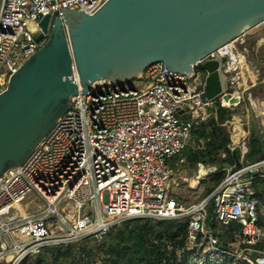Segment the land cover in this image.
<instances>
[{"label": "built area", "instance_id": "1", "mask_svg": "<svg viewBox=\"0 0 264 264\" xmlns=\"http://www.w3.org/2000/svg\"><path fill=\"white\" fill-rule=\"evenodd\" d=\"M106 1L0 0V95L47 41L38 16L57 12L64 20L63 8L93 14ZM224 48L198 61L190 76L156 62L138 78L144 80L141 84L96 81L82 94L76 75L78 94L68 110L23 163L0 177V264H20L47 246L79 244L87 237L100 241L111 228L134 218L186 223L185 248L177 254L180 258L188 251L190 257L181 264H253L252 250L261 254L257 264H264V215L253 187L264 176V160L245 163L250 141L244 147L228 144L232 157L240 150L239 158L223 165L225 177L201 201L187 204L171 187L177 161L185 158L177 157L193 146L194 127L212 114L218 118V106L209 111L213 102L206 97L203 63L221 58L230 95L240 96L239 82L230 76L235 67L229 59L234 60ZM244 133L251 138L249 129ZM202 165L198 163L199 170ZM212 167L214 173L219 169ZM229 231L232 236L225 238ZM9 252H16L10 260Z\"/></svg>", "mask_w": 264, "mask_h": 264}, {"label": "water", "instance_id": "2", "mask_svg": "<svg viewBox=\"0 0 264 264\" xmlns=\"http://www.w3.org/2000/svg\"><path fill=\"white\" fill-rule=\"evenodd\" d=\"M63 10L64 20L57 12L38 16L47 41L0 95V177L23 163L68 110L78 94L76 75L82 94L98 80L139 78L156 62L190 76L198 61L264 22V0H107L93 14ZM202 68L214 102L227 91L221 58ZM233 163L227 153L223 165Z\"/></svg>", "mask_w": 264, "mask_h": 264}, {"label": "trees", "instance_id": "3", "mask_svg": "<svg viewBox=\"0 0 264 264\" xmlns=\"http://www.w3.org/2000/svg\"><path fill=\"white\" fill-rule=\"evenodd\" d=\"M221 102V97L213 102L218 106L217 119L213 116L194 127L196 148L188 146L177 157H185L194 168H197L199 162L219 163L218 171L213 174L214 184L208 189L207 195L225 177L226 171L223 170L225 158L222 157V153H230L228 144L231 140L221 123L231 118L233 112ZM203 140L205 143L202 147ZM262 148L264 151L263 138L253 131L247 157L259 160L258 155ZM239 155L240 150L237 149L233 158L238 159ZM253 187L260 204L264 206V176L259 175L254 180ZM121 226L119 230L117 226L111 228L96 251L80 247V244L62 245L59 249L56 246H47L44 250L52 255L55 264H181L180 262L190 257L188 251H184L180 258L177 254L179 249L185 248L187 224L184 222L172 219L134 218L123 222ZM235 227L241 226L235 224ZM231 234L229 231L225 236H232ZM88 239L89 237L85 238L83 242ZM97 251L103 254L100 260H94ZM46 261L47 257L40 253L32 264H43Z\"/></svg>", "mask_w": 264, "mask_h": 264}, {"label": "rangeland", "instance_id": "4", "mask_svg": "<svg viewBox=\"0 0 264 264\" xmlns=\"http://www.w3.org/2000/svg\"><path fill=\"white\" fill-rule=\"evenodd\" d=\"M261 32V33H259ZM260 34V35H259ZM263 42V43H262ZM234 44V53L239 55L242 54L245 56V62L249 64L251 70L256 74V81H253L250 77V73L248 71L245 73V77L248 79L247 87L244 82V75L242 73V66L236 61L232 62L231 59H229V63L234 65L236 69H234L230 76H234L236 80L239 82L237 86H240V89L238 90L239 95L234 94L233 96L230 95L233 91L232 88H230L229 85H231L227 80V91L224 96L221 97L222 99V105H225V107L229 108L233 112V117H235V123H231L234 121V118H229L221 125L224 128L225 133H227L230 137V140L235 143L239 144L241 147H244V143H248L251 141V138L245 139V133L248 131V129L253 133L255 131V134L263 138L264 140V22L257 27L252 28L248 32H246L243 36L239 38V40H235L232 42ZM260 45V46H259ZM254 46V47H253ZM244 49V50H243ZM248 66V65H247ZM238 67V68H237ZM258 70V71H257ZM241 73V74H240ZM203 75L205 76V72L203 71ZM243 77V78H240ZM228 78V77H227ZM135 82L141 84L144 82V80H140L138 78L134 79ZM245 85V86H243ZM250 86V87H249ZM244 87L248 88L247 91L244 92ZM241 94H243L241 96ZM239 97V99H238ZM213 107V108H212ZM214 107H216L215 104L209 108L210 113L214 112ZM213 115V114H212ZM208 117V120L211 119L213 116ZM243 124L244 126H241L242 129L238 130L236 127L238 124ZM245 127L246 130L243 129ZM231 136H233L234 140L231 139ZM205 141H201L202 147L204 146ZM193 146L196 148V141L194 139ZM250 149V144H249ZM249 152V151H248ZM261 153L258 155V157H261L264 153L263 148L260 151ZM255 161V159L248 158L246 156L245 163H250ZM178 164L176 165V175L172 181V189L174 192V195L181 201L187 203V204H193L196 202L201 201L205 197H207V191L208 189L213 186L214 180H213V173H209L207 175H204L203 178L199 180V186L198 188H193L190 186L191 179L197 177L199 167L194 168L189 165L188 160L184 158V162H181L180 160L177 161ZM205 165H208L210 168L212 166H216V168H219V163H208L204 162ZM212 170V169H211ZM260 212L262 215H264V206L260 207ZM262 222L260 223V227L263 232L264 237V216L262 217ZM122 223L117 225V229L122 228ZM226 238L227 236L224 235ZM104 239V237H103ZM103 239L100 241H97L96 238H89L86 241L79 242L80 247H85L88 249H94L95 251L99 247L98 245L103 242ZM264 239V238H263ZM264 243V242H263ZM77 246L76 244H72ZM58 249L60 246H57ZM237 254L242 253V248H237ZM17 252V251H16ZM16 252H9L7 256L9 259L14 257ZM251 253V260L253 261V264L258 263V259H260L261 254L257 253V251L252 250L249 251ZM44 254V256L47 257V261L43 264H55L52 260V255L48 252H41ZM97 255L94 257V260H100L103 257V254L100 251L95 252ZM40 254V253H39ZM38 254H31L27 257H25L20 264L26 263V264H32L37 257ZM261 260V259H260ZM262 263V261H260ZM249 264V263H248ZM251 264V263H250Z\"/></svg>", "mask_w": 264, "mask_h": 264}, {"label": "bare ground", "instance_id": "5", "mask_svg": "<svg viewBox=\"0 0 264 264\" xmlns=\"http://www.w3.org/2000/svg\"><path fill=\"white\" fill-rule=\"evenodd\" d=\"M261 24H262V23H261ZM259 25H260V24H259ZM257 26H258V25H257ZM257 26H256V27H257ZM259 33H261V32H259ZM259 35H260V34H259ZM238 40H239V39H238ZM262 43H263V42H262ZM259 46H260V45H259ZM253 47H254V46H253ZM233 48H234V44L231 42V43L225 45V48H224L223 51H225V50L230 51V54H231V56H232L234 62L237 61V62L242 66V73H243L244 77L246 76L245 73L248 71V73H250V77H251V78H249V79H252L253 81H256V79H258V78L256 77V74L251 70L249 64H247V62H245V56L242 55V54H240V53H239V55L235 54ZM243 50H244V49H243ZM247 65H248V66H247ZM237 68H238V67H237ZM235 69H236V67H235ZM98 81H103V80H98ZM244 82H246V77L244 78ZM236 128H237L238 130H241V129H242L241 124L239 123V124L237 125ZM202 167H203V168H202ZM201 168H202V169H201ZM211 169H212V170H211ZM213 171H214V168H213V167L210 168V167H207V166H205V165L200 166V170H198V175H197V177L192 178V179L190 180V181H191L190 186L193 187V188H198V186H199V180H200L201 178H203V176L206 175L208 172H213ZM15 206L18 207V208L21 210V212L25 214V209H24V207H23L22 204H20V203H16ZM7 256H10V255L7 254ZM7 259H9V258L7 257ZM10 259H12V256H11ZM10 259H9V260H10Z\"/></svg>", "mask_w": 264, "mask_h": 264}, {"label": "crops", "instance_id": "6", "mask_svg": "<svg viewBox=\"0 0 264 264\" xmlns=\"http://www.w3.org/2000/svg\"><path fill=\"white\" fill-rule=\"evenodd\" d=\"M202 168H203V167H202ZM202 168H201V169H202Z\"/></svg>", "mask_w": 264, "mask_h": 264}]
</instances>
